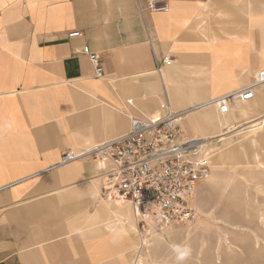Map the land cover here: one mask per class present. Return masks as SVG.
I'll return each mask as SVG.
<instances>
[{
    "label": "crops",
    "instance_id": "crops-1",
    "mask_svg": "<svg viewBox=\"0 0 264 264\" xmlns=\"http://www.w3.org/2000/svg\"><path fill=\"white\" fill-rule=\"evenodd\" d=\"M166 2L167 13L141 14L145 0H0V264H129L137 224L129 204L103 199L101 165L50 169L125 134L133 117L194 108L264 69V0ZM214 110L190 111L185 135L209 148L250 118V146L264 145V89Z\"/></svg>",
    "mask_w": 264,
    "mask_h": 264
},
{
    "label": "built area",
    "instance_id": "built-area-1",
    "mask_svg": "<svg viewBox=\"0 0 264 264\" xmlns=\"http://www.w3.org/2000/svg\"><path fill=\"white\" fill-rule=\"evenodd\" d=\"M168 11L166 0H145L140 6L141 14ZM81 35L75 32L69 37ZM82 54L88 57L95 75L101 77L99 55L89 46L82 49ZM171 63L167 56L162 66ZM259 89H264V69L248 85L194 108L175 111L166 103L161 106L159 118L133 117L125 134L81 152L69 150L50 170L84 159L100 164L103 199L132 207L141 239L153 231L166 232L187 225L195 218L193 202L211 175L213 164L210 152L200 141L185 135L181 122L189 111L207 108L228 115L234 105L255 99Z\"/></svg>",
    "mask_w": 264,
    "mask_h": 264
},
{
    "label": "rangeland",
    "instance_id": "rangeland-1",
    "mask_svg": "<svg viewBox=\"0 0 264 264\" xmlns=\"http://www.w3.org/2000/svg\"><path fill=\"white\" fill-rule=\"evenodd\" d=\"M214 115L219 117L216 109ZM253 120H238L236 130L217 133L224 141L209 145L213 171L197 192L195 219L145 239L133 230L137 240L129 264H264V169L256 168L258 160L264 166V145L250 146ZM224 123L233 126L228 116ZM175 246L190 254L178 261Z\"/></svg>",
    "mask_w": 264,
    "mask_h": 264
},
{
    "label": "bare ground",
    "instance_id": "bare-ground-1",
    "mask_svg": "<svg viewBox=\"0 0 264 264\" xmlns=\"http://www.w3.org/2000/svg\"><path fill=\"white\" fill-rule=\"evenodd\" d=\"M241 108V107H240ZM189 113H190V111H189ZM188 113V114H189ZM187 114V115H188ZM186 115V116H187ZM241 116V115H240ZM239 116V117H240ZM243 116V115H242ZM245 117V116H244ZM189 138V137H188ZM191 139H194V140H197V141H200L201 142V144H202V146H203V148H205L204 147V145L206 144V141H208V140H203V139H195V138H191ZM206 150H208V148H205ZM257 157V159H259V156H256ZM224 161H225V158H224V156L223 155H219V157L217 158V162H218V164L219 165H223L224 164ZM256 168H258V169H264V166H262V164H260V165H258ZM264 172V171H263ZM101 181H102V179H101ZM196 197H197V195H196ZM196 197H195V201L193 202V203H195L196 202ZM193 207H194V205H193ZM195 208V207H194ZM195 216H196V214H195ZM195 219V218H194ZM191 223V222H190ZM189 223V224H190ZM153 234V236H155L156 234L155 233H152ZM148 240V239H147ZM147 240H144V243H146L147 242ZM262 241V240H261ZM257 242H258V244H259V239L257 240Z\"/></svg>",
    "mask_w": 264,
    "mask_h": 264
},
{
    "label": "clouds",
    "instance_id": "clouds-1",
    "mask_svg": "<svg viewBox=\"0 0 264 264\" xmlns=\"http://www.w3.org/2000/svg\"><path fill=\"white\" fill-rule=\"evenodd\" d=\"M174 250L178 253V261H183L190 254V249L188 248H180L179 246H175Z\"/></svg>",
    "mask_w": 264,
    "mask_h": 264
}]
</instances>
